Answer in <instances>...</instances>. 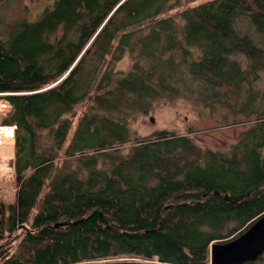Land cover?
I'll use <instances>...</instances> for the list:
<instances>
[{"label": "trees", "instance_id": "16d2710c", "mask_svg": "<svg viewBox=\"0 0 264 264\" xmlns=\"http://www.w3.org/2000/svg\"><path fill=\"white\" fill-rule=\"evenodd\" d=\"M50 1L0 35V93L13 107L2 122L17 125V191L0 201V264H210L215 242L264 216V91L255 111L248 91L240 109L257 120L228 151L167 129L134 136L122 110L148 113L166 95L206 87L229 98L253 85L264 46L239 24L264 35V0ZM126 55L129 66L116 69ZM41 132L49 154L39 150ZM246 264H264V255Z\"/></svg>", "mask_w": 264, "mask_h": 264}, {"label": "rangeland", "instance_id": "374dc122", "mask_svg": "<svg viewBox=\"0 0 264 264\" xmlns=\"http://www.w3.org/2000/svg\"><path fill=\"white\" fill-rule=\"evenodd\" d=\"M50 5V0H0V35L5 37L14 23L23 18H27L30 21L36 20L44 9ZM239 28L242 32L249 34L251 38L253 36V38L258 39L260 44L264 46V35L257 34L255 29L249 25L248 22L241 21ZM236 58L244 59L242 54L236 55ZM130 61V56L126 55L121 61L116 63V69H126ZM252 86L256 93L251 99V102L255 106V111L259 99L261 98L260 93L264 91V71L260 73V78H258L253 85H245V87L240 90V94L233 92L232 96L229 98H225L218 90L208 89L206 87V94L203 92H190L188 95L175 97L173 99L166 95L163 100L154 103L148 113H145L142 109L136 108H124L122 111L126 123L131 127L132 132L135 133L134 136L140 137L158 129H167L176 131L180 134H188L197 145L220 151H228L232 144L237 141L242 131L250 127L254 123V120H257L255 119L254 113L244 115L242 114L244 111L240 109V107L247 102L248 91ZM90 102L91 100L87 99L85 102L76 106V117L73 119L74 126L77 123V118L84 112ZM262 116L264 115H261V117ZM151 117L155 118L154 122L151 121ZM72 133L73 131L70 133L68 141L71 139ZM39 143L41 146L39 150L49 154L47 150L49 145H51V141L48 133H40ZM131 144L132 142L125 144L121 149L122 152H128ZM64 149L65 146L60 149L56 155L58 157L56 160L57 164H61L62 160L67 158L64 156ZM13 172L14 170L6 163L4 166L5 176H2L0 173V190L2 189L1 185H5L3 188L6 191V194H0V201L5 200V202H11L15 198L17 183ZM1 178L11 181L4 180L5 183L3 182V184L1 183ZM36 210L37 204L33 212ZM21 229L24 228L19 227L7 236L9 238L17 237ZM119 260L146 261L134 258H118L105 261ZM246 263H248V261L244 264Z\"/></svg>", "mask_w": 264, "mask_h": 264}, {"label": "water", "instance_id": "95a60500", "mask_svg": "<svg viewBox=\"0 0 264 264\" xmlns=\"http://www.w3.org/2000/svg\"><path fill=\"white\" fill-rule=\"evenodd\" d=\"M154 122L155 118L151 117ZM229 199L228 196H226ZM78 222V221H77ZM75 222L56 223V227L73 224ZM24 228L26 226H19ZM18 227V228H19ZM264 255V216L254 222L244 233L236 239L212 245L210 264H244L257 261ZM79 264H163L157 261H99Z\"/></svg>", "mask_w": 264, "mask_h": 264}, {"label": "built area", "instance_id": "2783aa9c", "mask_svg": "<svg viewBox=\"0 0 264 264\" xmlns=\"http://www.w3.org/2000/svg\"><path fill=\"white\" fill-rule=\"evenodd\" d=\"M0 147L13 142L16 139L17 125L2 123L3 119L9 115L12 110V104L5 99L7 93H0Z\"/></svg>", "mask_w": 264, "mask_h": 264}, {"label": "crops", "instance_id": "0c3cea01", "mask_svg": "<svg viewBox=\"0 0 264 264\" xmlns=\"http://www.w3.org/2000/svg\"><path fill=\"white\" fill-rule=\"evenodd\" d=\"M10 144H12V145H10ZM6 163H8L10 165V167L14 170L13 173L15 174V178H16V172H15V141L9 142L8 144L0 147V173L2 174V176H5L4 175V166H5ZM1 180H2L1 183H3L4 180L5 181H11V180H6V179H2V178H1ZM4 186L5 185H1V188H2L0 190V194L1 195L2 194H6V191L3 188ZM15 191H17V189ZM15 197H16V193H15Z\"/></svg>", "mask_w": 264, "mask_h": 264}, {"label": "bare ground", "instance_id": "6f19581e", "mask_svg": "<svg viewBox=\"0 0 264 264\" xmlns=\"http://www.w3.org/2000/svg\"><path fill=\"white\" fill-rule=\"evenodd\" d=\"M258 260H259V259H258ZM258 260H257V261H258ZM257 261H251V262H257Z\"/></svg>", "mask_w": 264, "mask_h": 264}, {"label": "clouds", "instance_id": "9594fccd", "mask_svg": "<svg viewBox=\"0 0 264 264\" xmlns=\"http://www.w3.org/2000/svg\"><path fill=\"white\" fill-rule=\"evenodd\" d=\"M12 109H13V107H12ZM12 111V110H11ZM3 123V122H2ZM8 124V123H7ZM16 135H17V133H16Z\"/></svg>", "mask_w": 264, "mask_h": 264}]
</instances>
